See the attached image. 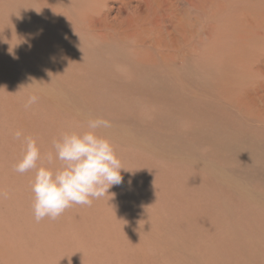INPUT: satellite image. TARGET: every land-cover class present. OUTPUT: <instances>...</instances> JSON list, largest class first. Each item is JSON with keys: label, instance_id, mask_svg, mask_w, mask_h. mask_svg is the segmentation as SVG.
I'll return each instance as SVG.
<instances>
[{"label": "rangeland", "instance_id": "obj_1", "mask_svg": "<svg viewBox=\"0 0 264 264\" xmlns=\"http://www.w3.org/2000/svg\"><path fill=\"white\" fill-rule=\"evenodd\" d=\"M86 1L0 0V264H264V177L248 178L221 159L230 150L193 134L198 108L228 106L257 85L249 70L263 58L264 0H111L128 42L83 66L73 53L32 67L33 50L79 33ZM96 118L110 122L96 131L126 168L122 183L37 221L35 172L14 170L24 149L15 131L59 167L54 141Z\"/></svg>", "mask_w": 264, "mask_h": 264}, {"label": "bare ground", "instance_id": "obj_2", "mask_svg": "<svg viewBox=\"0 0 264 264\" xmlns=\"http://www.w3.org/2000/svg\"><path fill=\"white\" fill-rule=\"evenodd\" d=\"M86 2L88 4L87 8H85L82 13V23L77 22L76 24V26L78 25L77 31L79 33H68L64 38L55 35V39L58 40V43H54L51 40L47 45L45 44L46 47L33 50L32 53H35V56L34 60L30 61L32 67L41 69V64L45 60L53 62L51 65L55 66L54 61H57L56 57L61 61L65 56L73 53L83 56L80 59L81 62H79V60L74 62V65L76 63V65H78L87 61L88 57L97 56L96 54L99 52L102 53V51H105L111 44L128 42L127 35L120 32L118 29V25L122 19V7L119 8L115 16H111L114 11V6L110 4L111 0H87ZM125 3H127V1H125ZM135 10H141V6H136ZM66 42L72 46V50L62 49V45ZM139 42L141 41H137L135 44L133 43L134 45L132 44V46H138ZM107 50L108 52L111 51L109 49ZM64 52H66V54H64ZM261 55L263 56L261 64L249 70L255 74V78L259 77L257 85L249 89L247 94L239 99V101L234 100L232 103L228 104V106L212 107L209 110L206 109V112H202V108H198L196 112V132L193 133L200 143L210 144L217 147L218 150L219 147L230 150V155L224 156L221 159L226 162H230L231 160L237 163V165H243L244 168L242 170H244L248 178L264 177V48L262 49ZM38 59H40L39 62H37ZM65 59L67 61V57ZM94 63H96V61ZM104 64H106V62ZM80 65L83 66L82 64ZM45 73L46 72H44V75ZM38 74L39 73H37V75ZM54 77L58 78V76ZM46 79L50 80L49 78ZM80 79L84 80L83 78ZM84 81L87 80L85 79ZM257 100H260L262 103H258ZM206 129H208L207 134L204 133ZM196 150L202 159H205V157L220 158V154L217 150L212 153H204L200 147H197ZM230 201L238 209L245 207V202H243V200ZM214 204L217 208L221 205L218 202H214ZM239 221L240 223L244 222L242 220ZM252 227L250 223L244 222V228L246 230Z\"/></svg>", "mask_w": 264, "mask_h": 264}, {"label": "clouds", "instance_id": "obj_3", "mask_svg": "<svg viewBox=\"0 0 264 264\" xmlns=\"http://www.w3.org/2000/svg\"><path fill=\"white\" fill-rule=\"evenodd\" d=\"M35 95L27 98L25 107L37 102ZM103 118L91 119L86 130L66 131L54 141L55 159L59 167H53V155H47L42 162L40 147L32 136H25L22 130L14 138L22 140L23 154L14 165L17 173L34 171L31 184L33 192V214L37 221L45 217L56 219L73 204L90 206L94 199L109 193L113 185L123 181V167L111 141L97 134V129L110 127Z\"/></svg>", "mask_w": 264, "mask_h": 264}]
</instances>
